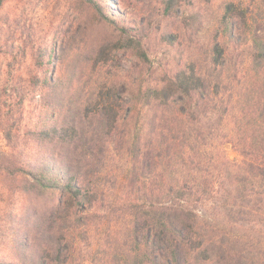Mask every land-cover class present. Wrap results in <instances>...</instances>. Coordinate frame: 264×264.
I'll use <instances>...</instances> for the list:
<instances>
[{"label": "trees", "instance_id": "obj_1", "mask_svg": "<svg viewBox=\"0 0 264 264\" xmlns=\"http://www.w3.org/2000/svg\"><path fill=\"white\" fill-rule=\"evenodd\" d=\"M165 1L167 11L174 0ZM226 12L223 35L217 31L211 44L212 72L191 65L147 86L145 111L132 96L115 100L111 87L94 107L80 105L79 120L94 123L88 131L96 136H113L111 143L59 124L50 131L67 147L60 171L0 161L8 195L48 193L55 200L15 234L11 258L0 264H26L30 246L32 264H264V0H230ZM246 43L248 57L230 60L228 47L235 52ZM232 80L238 89L225 101ZM229 103L238 161L212 144L219 128L213 117ZM69 132L79 139L67 143ZM115 150L130 163L121 179L107 170ZM205 200L220 201L222 215L198 206Z\"/></svg>", "mask_w": 264, "mask_h": 264}, {"label": "rangeland", "instance_id": "obj_2", "mask_svg": "<svg viewBox=\"0 0 264 264\" xmlns=\"http://www.w3.org/2000/svg\"><path fill=\"white\" fill-rule=\"evenodd\" d=\"M229 1L174 0L165 11V0H0V161L24 160L28 167L41 162L60 171L67 164L62 160L67 147L57 144L50 131L59 124H76L87 130L85 139L111 143L113 136H96L88 131L94 123L79 120L80 105L94 107L111 87L115 100L132 96L145 111L147 86L191 65L212 72L211 44L217 31L223 35ZM248 45L235 52L228 47L230 60L246 59ZM124 83L127 91H122ZM235 84L232 80L227 87L225 101L237 91ZM230 106L216 110L213 125L219 128L214 129L212 144L229 161H238L231 143ZM66 138L67 143L79 139L71 132ZM107 161V170L120 179L130 166L116 150L108 153ZM2 185L0 175V261L6 262L15 234H24L35 211L45 213L55 200L48 193L8 195ZM219 204L205 200L198 206L220 217ZM241 230L233 229L243 234ZM30 247L25 250L26 264L35 257Z\"/></svg>", "mask_w": 264, "mask_h": 264}]
</instances>
